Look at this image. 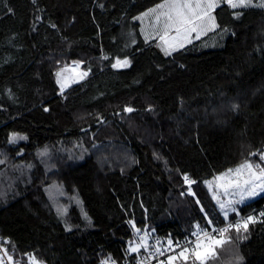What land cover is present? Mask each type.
<instances>
[{
	"label": "trees",
	"instance_id": "1",
	"mask_svg": "<svg viewBox=\"0 0 264 264\" xmlns=\"http://www.w3.org/2000/svg\"><path fill=\"white\" fill-rule=\"evenodd\" d=\"M162 1L0 0V230L17 264L134 258L137 228L167 240L222 224L237 213L208 182L264 168V7H229L157 58L134 17ZM74 62L87 75L62 89ZM263 202L239 205L256 222L206 264H264ZM186 255L175 263L199 264Z\"/></svg>",
	"mask_w": 264,
	"mask_h": 264
},
{
	"label": "snow or ice",
	"instance_id": "2",
	"mask_svg": "<svg viewBox=\"0 0 264 264\" xmlns=\"http://www.w3.org/2000/svg\"><path fill=\"white\" fill-rule=\"evenodd\" d=\"M227 4L232 9H238L241 7H264V0H260L258 4H254L253 0H163L162 3L157 4L154 8L149 9L148 12L143 13L142 15L146 16L149 13H159L155 16V20L157 23L160 22L161 17L164 18L163 25V35H160V40L164 42V51L166 55H171L172 51L177 50L178 48H183L185 43H192V34H195V39H200V35L202 32L206 33L207 31L213 30L217 27L215 23V17L212 15V12L220 6L221 3ZM235 15H239L240 13H234ZM141 17H136V19H140ZM207 21V23H206ZM174 30L175 36H172L170 39L173 41H177V45L169 44V31ZM129 65V61L125 59L124 61H117L113 67H127ZM87 73L84 72L81 74L80 78L82 79L86 76ZM63 88V85H62ZM47 110V109H46ZM133 109L128 108L127 111H132ZM19 139H26V137H18V134L13 133L10 142H15ZM252 155H255L253 153ZM261 160L264 161V153H260ZM4 161L0 160V163ZM253 164L251 162L245 161V163L241 164L237 169H235L234 175L236 177H240L242 175V169H247L249 172L248 179L241 181L237 178L235 180H229L227 184H218L217 186L222 188L225 195H236L237 192H230L229 189H236L239 192L240 200L236 201V203H243L245 196H256L258 194L257 189L261 192H264V168H260L259 174L253 171ZM256 167H260V165H256ZM229 173H233V169L228 170ZM226 174H222L221 177L217 178L223 179ZM184 180L186 183L192 184L195 181L189 180L187 175L184 176ZM256 181H259L257 184ZM210 183V182H208ZM251 185L247 189V192L244 190V186ZM231 204V201L227 202ZM220 207L225 208V203H221ZM231 211L236 212V208L232 207ZM225 218L228 217V211L224 213ZM86 215V214H85ZM261 216H264V213H260ZM256 218L253 216H248L242 220H238L236 223H228L225 227L219 229H213L212 231L215 235L210 234L206 230H201L202 238L197 237L194 242V247L192 249V253L199 264H206V261L209 258H215V249L223 248L225 243L231 242V237H225V234L230 231H235L237 235H239L241 229L245 232L248 230L249 223H255ZM211 223V221H209ZM137 232H140L141 229H136ZM195 235V234H194ZM246 238V237H245ZM169 244L172 243L171 240L168 241ZM178 244V242H177ZM139 247H132V252H138ZM189 249L185 248L180 251L179 256L183 259L187 260L188 256L186 253ZM9 260L12 257H8ZM33 264H40L39 261L35 259L34 256L31 257ZM175 259V257H168V260L171 262ZM238 259H242V257H238ZM111 261V257L109 256L106 260H102L101 264H109ZM2 264V261H0ZM112 264H115L112 261Z\"/></svg>",
	"mask_w": 264,
	"mask_h": 264
},
{
	"label": "rangeland",
	"instance_id": "3",
	"mask_svg": "<svg viewBox=\"0 0 264 264\" xmlns=\"http://www.w3.org/2000/svg\"><path fill=\"white\" fill-rule=\"evenodd\" d=\"M260 1H255L253 0L254 4H258ZM157 5V4H156ZM153 7V6H152ZM151 8V7H150ZM228 8L229 6L227 4H224L223 2L220 4V6H218L213 12L212 15L215 17V23L218 26L224 24L227 21V12H228ZM159 11L162 10H157V13H149L148 15L144 16V15H139L138 17H141L139 20L142 22L143 25V30H144V34L147 40L149 41H154V46L155 49L157 50V53L160 57V54H162L164 52V47H166V45H164V42L160 40V35H163V25H164V18L161 17L160 22L157 23L155 20V16L159 13ZM144 12V11H143ZM148 12V11H147ZM146 13V12H145ZM207 23V21H206ZM208 32V31H207ZM206 32V33H207ZM204 32L201 33L200 36L206 34ZM172 36H175V31L174 30H170L169 31V44L170 45H177L178 42L177 41H173L170 38ZM192 41L195 39V34H192ZM188 43H185L184 45H186ZM179 48L177 47V50ZM86 72L83 68H82V63L80 62H74L72 63L70 66H66L63 69H61V71L59 72V85L62 89H66V87H69L77 82L82 81L83 79H85L86 76H84L82 79L80 78L81 74ZM253 164V163H252ZM240 166V165H239ZM239 166L230 168L233 169V173H229L228 170H225L224 172L218 174L214 180L209 181V186L211 188V190L214 192V195L218 201L219 204L221 203H225V208H223V212L228 211V217L230 216V213L233 212L231 211L232 207L236 208V212L235 213H241V211L239 210V205L244 204L249 202L252 199H256L259 196H261L262 194H264V192H261L259 189H257L258 194L256 196H245V199L243 201V203H236V201L240 200V195L238 190L236 189H229L230 192H237L236 195H225L224 191L222 188L218 187V184H227L229 180H235V179H239L241 181V184L243 183V180L248 179L249 177V172L247 169H242V175L240 177H236L234 175L235 169H237ZM253 171L257 172V174H259L260 172V168H263L261 165L260 167H256V164H253ZM222 174H226L224 176L223 179H217L219 177H221ZM256 183L258 184L259 181H256ZM251 187V185L248 186H244V190L245 192H247V189ZM183 193V192H182ZM231 201V204H228L227 202ZM248 216L251 215H247L246 218ZM145 245V240L141 238V236L137 233L135 239L133 240V243L131 244V248L132 247H139V250L141 247H144ZM140 252V251H138ZM172 257H175L172 256ZM1 261V259H0ZM171 264H176L175 260L170 262ZM17 264V262H16Z\"/></svg>",
	"mask_w": 264,
	"mask_h": 264
},
{
	"label": "built area",
	"instance_id": "4",
	"mask_svg": "<svg viewBox=\"0 0 264 264\" xmlns=\"http://www.w3.org/2000/svg\"><path fill=\"white\" fill-rule=\"evenodd\" d=\"M183 193H185V191H183ZM259 211L260 213H264V202L260 206ZM244 218H246L245 214L237 213L235 218L229 219L222 224L212 225L209 227H201L193 234L178 239L165 240L162 236L158 234H153L147 229H141L138 234L141 236L142 239L145 240V245L143 249L138 252L134 258L119 259L113 257L111 258V261H109V264H112V261H114L115 264H168V257H172L176 254H179L180 251L185 248L189 249V251L193 249L194 242L196 241L197 237L202 238V229L208 231L212 235H215V233L212 231L213 229L223 228L228 223L234 224L238 220H242ZM169 240L172 241L171 244L168 243ZM11 243V237L8 235H4L0 230V259L2 261V264H16L13 259L15 255V249L11 247ZM9 256L12 257L11 260L8 259Z\"/></svg>",
	"mask_w": 264,
	"mask_h": 264
},
{
	"label": "crops",
	"instance_id": "5",
	"mask_svg": "<svg viewBox=\"0 0 264 264\" xmlns=\"http://www.w3.org/2000/svg\"><path fill=\"white\" fill-rule=\"evenodd\" d=\"M162 2H163V1H162ZM162 2H161V3H162ZM159 4H160V3H159ZM155 6H156V5H154L153 7L149 8V9H152V8H154ZM149 9L145 10V11L142 12V13L147 12ZM142 13L138 14L137 16H135V17H134V20L137 21V22H139V24H140V28H141V31H142V34H143L145 40H146L147 42H149V43L152 44V50H153L155 56H156L157 58H163V57L166 56L165 51H164L162 54H160V57H159V55H158V53H157V50L155 49V46H154V41L151 42V41H149V40L146 39L145 34H144V30H143L142 22H141L139 19H136V17H138V16L141 15ZM227 14H228V12H227ZM226 22H228V15H227V21H226ZM226 22H225V23H226ZM225 23H224V24H225ZM222 25H223V24H222ZM220 26H221V25H220ZM220 26H218V27H220ZM218 27H216L215 29H217ZM215 29H213V30H215ZM213 30H210V31H213ZM210 31H208L207 33H209ZM207 33H206V34H207ZM206 34L200 36V38L203 37V36H205ZM195 40H197V39H194L193 41H195ZM193 41H192V42H193ZM188 44H189V43H188ZM188 44H186V45H188ZM186 45H184V46H186ZM179 49H180V48H179ZM175 51H176V50H175ZM172 52H174V51H172ZM172 52H171V53H172ZM66 88H67V87H66Z\"/></svg>",
	"mask_w": 264,
	"mask_h": 264
}]
</instances>
